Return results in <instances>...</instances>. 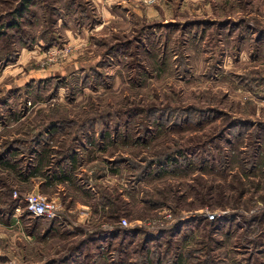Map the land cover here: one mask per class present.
<instances>
[{
	"label": "rangeland",
	"instance_id": "1",
	"mask_svg": "<svg viewBox=\"0 0 264 264\" xmlns=\"http://www.w3.org/2000/svg\"><path fill=\"white\" fill-rule=\"evenodd\" d=\"M21 1L0 0V264H264V0H30L10 27ZM39 151L77 155L72 180L20 177Z\"/></svg>",
	"mask_w": 264,
	"mask_h": 264
},
{
	"label": "trees",
	"instance_id": "2",
	"mask_svg": "<svg viewBox=\"0 0 264 264\" xmlns=\"http://www.w3.org/2000/svg\"><path fill=\"white\" fill-rule=\"evenodd\" d=\"M29 3H30V0L21 1L20 8L18 9L16 8L17 10L13 12L12 21L14 22L12 24H9L10 27L17 28L18 26L17 19H19L22 16L23 12H25V9L27 8ZM2 31L3 30L0 28V35L3 34ZM56 129H57L56 126H53V125L45 126V131L48 134L47 137H51ZM107 136H108L107 132L102 133V137H107ZM39 152L40 154H38V156L36 157L35 163L32 162L31 164H29L30 166H24V167H21L20 170H17L20 177L22 178L24 177L25 179H28L29 177H35V178L40 177L41 178L40 182L42 183V185H45L48 187L50 186L49 183L52 185L53 183H57V181L58 182H68L72 180L73 172H74L72 170L78 169L80 165L79 158L77 155L76 157L74 154L69 155L70 157L69 156L60 157L61 155H59L52 163H49L50 160L48 159V157H46V155H48L49 152H41V151ZM29 153L31 154V156L29 157V160H31L33 157H35V155H34V152H29ZM50 156L52 157V155ZM164 163L165 165L174 164L172 160L165 161ZM3 164H7L11 166L7 162H4ZM142 172L143 171H141V173ZM116 234H120V233L117 232Z\"/></svg>",
	"mask_w": 264,
	"mask_h": 264
},
{
	"label": "built area",
	"instance_id": "3",
	"mask_svg": "<svg viewBox=\"0 0 264 264\" xmlns=\"http://www.w3.org/2000/svg\"><path fill=\"white\" fill-rule=\"evenodd\" d=\"M26 210L32 216H46L54 217L57 214V210L60 209V205L56 197L46 198L38 192H28L24 195ZM207 218L214 217V213H207ZM124 224V220L121 221Z\"/></svg>",
	"mask_w": 264,
	"mask_h": 264
},
{
	"label": "crops",
	"instance_id": "4",
	"mask_svg": "<svg viewBox=\"0 0 264 264\" xmlns=\"http://www.w3.org/2000/svg\"><path fill=\"white\" fill-rule=\"evenodd\" d=\"M54 197V196H53ZM28 240V238H26Z\"/></svg>",
	"mask_w": 264,
	"mask_h": 264
}]
</instances>
